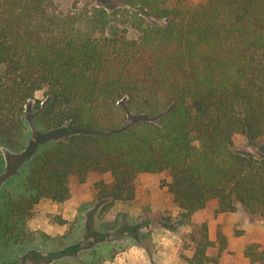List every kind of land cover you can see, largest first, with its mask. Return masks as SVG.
Here are the masks:
<instances>
[{
  "label": "trees",
  "instance_id": "16d2710c",
  "mask_svg": "<svg viewBox=\"0 0 264 264\" xmlns=\"http://www.w3.org/2000/svg\"><path fill=\"white\" fill-rule=\"evenodd\" d=\"M121 1L130 9L63 14L52 0H0V176L8 170L4 152L25 149L27 107L37 92L45 96L35 106L40 129L77 131L9 176L19 183L0 191L5 245L32 244L35 208L66 205L91 182L105 202L99 229L118 230V220L100 216L113 215L114 202H132L142 176L162 173L186 222L214 206L215 215L242 209L264 220V0ZM113 25L123 28L120 35L107 33ZM131 115L138 122L130 124ZM236 138L258 156L237 149ZM106 235L81 264L113 261L137 245ZM189 237L187 264L219 261L225 242L217 256L207 255V223ZM245 258L264 264V246L248 245Z\"/></svg>",
  "mask_w": 264,
  "mask_h": 264
},
{
  "label": "rangeland",
  "instance_id": "374dc122",
  "mask_svg": "<svg viewBox=\"0 0 264 264\" xmlns=\"http://www.w3.org/2000/svg\"><path fill=\"white\" fill-rule=\"evenodd\" d=\"M52 1L55 5L54 11L63 14L95 6L105 7L108 12L130 9L121 0ZM185 1L188 5L193 6L204 2V0ZM142 15L151 24L164 25V21L151 17L147 13L143 12ZM127 29L129 37H138L139 34L136 30L130 27ZM122 30L123 28L119 25H113L107 33L110 36H118ZM44 99V91H40L36 93L35 99L28 104L26 119L29 122V127L25 149L19 153L4 152L8 170L6 174L0 176V191L7 188L8 192H13V188L16 183H19V180L18 178L8 180L12 173L18 172L29 158L52 142L67 140L77 132L69 125L50 133L40 129L35 123L37 114L35 106L38 100L43 101ZM138 120L139 117L131 115L129 123L133 124ZM235 146L239 150L245 149L258 156V152L250 147L248 141L236 138ZM170 181L171 178L168 173L142 176L136 188L135 199L132 202H114L112 206L113 215L106 216L103 214L100 216L108 224H113L118 220V230L106 233H102L98 223L99 213L105 202L96 200L93 182L88 185L84 192L76 194L66 205H56L50 201H43L35 208L28 223L29 228L39 234L36 240L25 246L5 245L0 241V264H14L18 260H22L19 264H77V262L81 264L84 261L91 262L92 254L87 249L90 250L93 247L92 243L95 242L96 244L104 235L108 234L106 235L108 238L121 240V242L134 239L138 247L150 246L152 242L148 239V234L150 236L153 227L161 225L176 237L175 241H178L176 243L180 246L181 264H187V258L193 254L190 250L192 241L189 236L191 233L198 235L201 226L213 217L217 219L218 214L215 215L214 206L212 209L202 212L192 222L182 220L180 209L173 202L168 191ZM239 216L244 217L245 221H255L258 218L247 215L242 209L239 210ZM58 218H63L69 223L61 226L58 224ZM76 224L79 225L78 230ZM74 229L76 230L74 231ZM41 234H45L46 237ZM141 236H145V238L141 240ZM102 264H106V262H102Z\"/></svg>",
  "mask_w": 264,
  "mask_h": 264
},
{
  "label": "crops",
  "instance_id": "0c3cea01",
  "mask_svg": "<svg viewBox=\"0 0 264 264\" xmlns=\"http://www.w3.org/2000/svg\"><path fill=\"white\" fill-rule=\"evenodd\" d=\"M207 230L212 242L207 250L209 257L217 256L220 243L225 242V250L219 261L210 264H247L246 247L253 243L264 246V220L256 218L255 221H245L244 217L239 216V210L218 214L217 219L213 217L207 222ZM175 238L163 225L153 227L148 236L152 242L150 246L135 245L106 264H181L180 246Z\"/></svg>",
  "mask_w": 264,
  "mask_h": 264
}]
</instances>
